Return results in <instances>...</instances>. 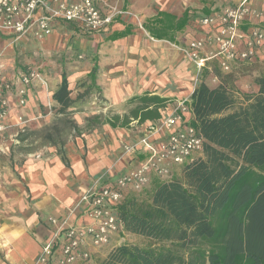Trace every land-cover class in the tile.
Wrapping results in <instances>:
<instances>
[{"label": "crops", "instance_id": "1", "mask_svg": "<svg viewBox=\"0 0 264 264\" xmlns=\"http://www.w3.org/2000/svg\"><path fill=\"white\" fill-rule=\"evenodd\" d=\"M94 1L104 14H117L109 33L83 34L76 26L66 23L55 25L53 33L41 39L35 36V28L25 35L0 32V85L17 83L21 72L36 70L42 72L41 78L51 86L48 88L46 83L34 82L27 89L23 107L18 103L14 88L3 90L9 111L3 120L6 131L0 134V264H37L46 242L66 220L68 226L76 227L92 223L86 215L84 201L92 189L109 186L139 168L141 162L148 161V152L140 148L138 152L128 154L125 151L127 146H138L150 135L152 146L159 148L173 132L180 130L178 123L175 129L165 128L163 123L177 112L180 102H190L202 76L184 50L194 39H204L207 45L202 56L214 52L211 39L217 29L202 26L201 19L238 5L242 0ZM251 7L261 11L262 16L249 18L243 30L258 27L264 31V0H252ZM185 14L186 25L176 29ZM146 25L159 29L166 39L153 38L145 29ZM128 31L130 34L124 36ZM71 49L78 50L81 61L74 69H62V59ZM59 58L61 62L57 60ZM90 62L93 66L88 69L85 65ZM95 64L99 70L92 87L90 73ZM63 70L68 76L73 101L91 92L90 102L88 99L89 103L82 106L87 112L72 119L82 128L95 116L110 120L114 116L130 117L136 107L128 106L127 102L134 97L158 96L170 103L159 110L160 117L156 120L141 123L139 119L130 118L127 128H112L106 124L81 136L62 133L60 140H67L64 147L66 165L58 155L61 146L50 145L46 138L53 128L63 130L65 119H69V115H59L62 107L53 100L62 82ZM80 81L86 84L84 88L76 89ZM217 81L216 77L209 75L205 82L215 87ZM243 82L236 81L242 92L258 91L255 80L252 87L246 85L245 80ZM76 110L73 107L67 112ZM182 112L184 122L192 119L188 109ZM57 117L61 120L54 123ZM19 127L32 130V136H41L49 154L37 158L30 151L26 154L18 152L24 143L15 138ZM152 129L158 131L150 134ZM41 130L43 135L39 132ZM178 168L170 167L172 177ZM160 181L163 180L156 172L151 173L150 182L143 191L147 188L152 191ZM132 193H135L132 189L125 191V195ZM51 219H55L56 224ZM120 235H113L104 247L112 249L121 245L122 242L118 241ZM81 250L91 252V264H94V253H101L97 251L100 248H93L89 242ZM50 264H65L61 246L56 249Z\"/></svg>", "mask_w": 264, "mask_h": 264}, {"label": "trees", "instance_id": "2", "mask_svg": "<svg viewBox=\"0 0 264 264\" xmlns=\"http://www.w3.org/2000/svg\"><path fill=\"white\" fill-rule=\"evenodd\" d=\"M186 23L187 14L176 29ZM145 29L155 39H166L159 29L149 25ZM212 66L202 71L201 83L190 102H185L192 115L186 125L203 141L199 155L181 166L180 177L156 182L150 199L126 194L116 206L123 231L143 237L151 245L121 244L100 264H264V75L255 79L258 91L246 93L216 62ZM98 70L95 64L91 86ZM211 74L219 81L215 87L205 82ZM0 93L1 100L4 91L0 89ZM70 95L63 70L53 96L63 116L79 100L73 101ZM169 103L158 96L134 97L127 102L136 107L130 117L110 120L95 116L83 128L65 119L64 129L53 128L46 138L50 145L61 146L58 155L68 165L67 140H60L62 133L81 136L106 124L127 128L130 118L141 123L156 120L159 110Z\"/></svg>", "mask_w": 264, "mask_h": 264}, {"label": "built area", "instance_id": "3", "mask_svg": "<svg viewBox=\"0 0 264 264\" xmlns=\"http://www.w3.org/2000/svg\"><path fill=\"white\" fill-rule=\"evenodd\" d=\"M252 0H242L238 5L227 7L201 19L204 27L217 29L211 43L215 50L203 57L202 51L207 45L204 39H194L184 50L187 56L202 72L217 63L224 74H230L239 66H245L264 56V31L253 27L243 30L244 23L259 17L251 7ZM117 17L116 13L104 14L94 0H2L0 2V32L9 35H25L35 28V36L39 39L50 36L54 27L60 23L72 24L83 34L109 33ZM243 49H241L240 47ZM43 83L41 74L36 70L20 73L17 83L0 85L1 90L15 88L18 103L26 105L27 89L34 82ZM177 112L163 123V127L175 129L177 123L180 130L173 132L169 139L159 148L152 146L151 136L145 137L138 146H127L125 151L134 154L141 148L150 157L137 171H132L119 178L109 186L92 189L85 197L86 215L92 223L80 227L68 226V220L60 230L46 242L37 264H50L56 249L61 246L65 264H91L90 251L81 250L87 242L93 248L107 246L113 235L123 232L115 215L116 206L121 203L126 189L141 192L150 182V175L156 172L161 178L164 175L172 178L170 167H181L199 154L203 141L184 122L182 111L187 110L185 102L178 104ZM180 110V111H179ZM9 102L0 100V134L6 131L3 120L8 115ZM22 121V119H20ZM152 129L150 134L157 132ZM169 179V180H170ZM56 224L55 219L50 220ZM67 226V227H66Z\"/></svg>", "mask_w": 264, "mask_h": 264}, {"label": "rangeland", "instance_id": "4", "mask_svg": "<svg viewBox=\"0 0 264 264\" xmlns=\"http://www.w3.org/2000/svg\"><path fill=\"white\" fill-rule=\"evenodd\" d=\"M256 12L259 15V17L257 19L261 18V16H262V14L260 13L261 11L256 9ZM240 48L243 49L242 47H240ZM78 55H80V54H78V50H74V49L69 50L67 55L65 56V58L62 59L63 60L62 69L66 67V69L70 70V69H74V68L78 67V65H79L78 63L81 61L78 58ZM57 60L59 62H61L60 58L57 59ZM83 65L84 64H82V66ZM91 65L93 66V63L90 62V64H86L85 66H87L88 69H90V68H92ZM85 66L83 68H85ZM212 68H213V66H212ZM59 71H61V70H59ZM39 73L42 75L41 71H39ZM230 74H231V76H233V79L235 80V82L239 81V84H241L243 82V80H245V84L251 86L252 84H254V80L256 78L261 77V76L264 75V58L262 57L261 60H254L253 62H251V63H249V64H247L245 66H239L238 68L234 69L233 72L230 73ZM217 82H219V81H217ZM45 83H46L45 87L51 88L49 82L46 79H43V83L42 84L45 85ZM85 84H86V82H82V81L77 82L76 89L84 88ZM215 84H218V83H215ZM239 87H240V85H239ZM239 87L237 86V88L242 91L241 87L240 88ZM90 95H91V92H90V94L89 93H86V94L84 93L82 99H79L76 102V104L73 107L77 108V110L72 112V113H69V119L72 120L74 118H77L84 111L87 112V110H84L82 106L84 105V103L86 104V103L90 102V99H89L91 97ZM88 99H89V102H87ZM125 110L127 112H129L128 107H126ZM57 114H58V112L54 113V116L57 115ZM59 115H61V114H59ZM62 119H63V116H62ZM58 120H61V119H59V117L55 118L54 123H56ZM59 127H63V126H59ZM42 130L39 131L41 135H43L42 134L43 133ZM18 131L19 132H18V134L15 137L17 139V141L20 138H26L24 143L23 144L21 143V148L19 150H17L18 152L26 154V153H28V151H30V152L34 153L35 155H37V158H40V156H42V155H48L49 154L48 147L44 143V141L41 138V136H39V137L38 136H32L31 132H33V131L32 130L30 131L29 129H25V128L22 129V128L19 127ZM34 132H37V131H34ZM197 155H199V154H197ZM141 163H140V165H141L140 167L143 166V163L142 164ZM139 168H137L135 171H137ZM181 171H182V168L181 167L178 168L175 171L176 173H175L174 177L175 178L176 177H180L181 176ZM169 179H170V176H168V175H164L162 177L163 181H168ZM132 194L137 196L139 199L147 200V199H150L149 196L151 194V189L147 188L143 192H135V193H132ZM118 241L122 242L121 244H131V245H136V246H140V247H147V246L151 245V242L149 240H147V239H145L143 237L137 236V235L129 234V233L124 232V231L119 236ZM114 245L116 246L117 244H114ZM112 249H110V247H108V248L104 247V248H100V250H97V251H100L101 253H99V252L94 253V255H93L94 264H100V262L106 258V256L109 254V252Z\"/></svg>", "mask_w": 264, "mask_h": 264}]
</instances>
